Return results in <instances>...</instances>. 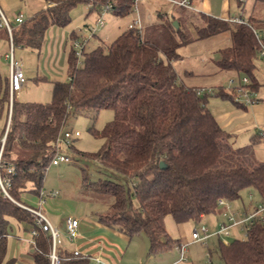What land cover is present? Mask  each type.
<instances>
[{
	"label": "trees",
	"instance_id": "obj_1",
	"mask_svg": "<svg viewBox=\"0 0 264 264\" xmlns=\"http://www.w3.org/2000/svg\"><path fill=\"white\" fill-rule=\"evenodd\" d=\"M44 1V9L21 24H11L12 40L4 26H0V37L11 40L14 47L40 50L49 28L68 26L71 11L80 4L98 14L111 6L109 12L117 17L129 16L136 6V0ZM238 1L242 7L245 0ZM255 1L264 4V0ZM204 20L205 25L196 30L197 38L229 30L232 45L222 50L219 67L248 77L254 90L264 19L250 18L247 24L235 26L212 17ZM191 38L187 29L164 19L144 30L129 28L109 46L84 51L82 65L72 45L68 79L54 82L50 103L21 102L16 93L11 95L10 82H6L0 91L1 112L8 108L2 138L8 123L9 129L1 172L5 176L4 166L15 165L9 188L13 199L24 204L27 192L40 197L46 172L57 154L55 142L73 116L112 108L114 120L102 131L91 128L95 138L104 140L102 150L82 154L97 161L104 175L98 179L85 176L82 188L110 195L113 202L102 217L104 224L129 238L145 235L149 254L179 246L180 241L166 229L168 216L178 225L197 224L223 207L219 206L221 198L232 202L245 190H254L264 202V162L255 157L254 142L234 148L229 133L207 106L209 95H199L198 88L179 79L175 68L182 59L179 48ZM218 95L234 100V93L224 89ZM16 202L0 191V264H17L7 257L12 221L25 223L29 232L37 227L32 213ZM50 246V235L40 231L32 248L35 264H50ZM219 252L223 264H264V222L252 224L244 239L229 244L220 241ZM64 264H89V260L70 257Z\"/></svg>",
	"mask_w": 264,
	"mask_h": 264
},
{
	"label": "crops",
	"instance_id": "obj_2",
	"mask_svg": "<svg viewBox=\"0 0 264 264\" xmlns=\"http://www.w3.org/2000/svg\"><path fill=\"white\" fill-rule=\"evenodd\" d=\"M22 1L24 2L25 9L24 11L20 10L13 17V22L15 23L18 15H23L24 20H27L47 6L44 0ZM238 2V0H223V8L220 12H214L219 18L208 15L213 14V0H194V9L192 10L197 11V8H203V11L208 13L203 14V25H205V16L223 21H227L229 18H235L230 17L232 6L240 11L239 17L245 20H249L250 18L264 19V8H261V10L258 9L256 13L254 12L257 3L254 2L251 13L245 17L243 13L245 12L244 5L246 0L242 7ZM86 6L88 10L79 26L72 25V27H69V24L66 27H50L40 50L14 47L11 40L0 37V91L6 82H10L11 62L9 56L13 51L15 60L23 70L27 80L30 81L24 86L22 91L16 94V98L21 102L50 103L53 95L54 82L65 80L63 78L65 70L67 71L68 79V62L73 42L87 35L88 27L96 26V22L101 15L96 12H90V6ZM0 8L7 18H9V15H12L9 5L5 0L0 4ZM105 14L103 16V24L97 28L91 41L86 45L88 47L92 45L90 50L101 45L109 46L126 32L131 24L140 21L139 19L132 18V15L117 17L111 12L110 15L105 16ZM159 17L160 20L158 22L151 23L146 27L158 24L166 19L172 22L177 21L179 27L187 29L188 17L186 14L170 16L166 13H160ZM76 29L80 30L79 34L84 32L85 35L78 37ZM218 62L217 66L219 70H222ZM176 65L175 68L177 71ZM229 74L234 77H240L232 71H229ZM37 78H46V81L38 83L35 81ZM254 82L256 88L253 91L256 94L254 95L253 93V96L257 98H252L250 104L229 99V102H223L222 107L217 109L213 106H211L212 109L209 108L208 104L207 106L220 125L229 133L230 143L234 148H245L254 142V155L259 161L264 162V139L261 136L264 130V56L261 55L256 60ZM188 87L202 88L201 86ZM231 92L232 90H229V93ZM256 196L258 198L257 202L261 203L262 198L260 195L256 193ZM254 197L255 195H251V198ZM22 202L30 207L41 208L52 225L59 229L63 240L62 252L65 256H69L73 251L79 250L89 257V264H96V258L101 260V264H208L207 260L212 259V248L216 242L222 241L225 244H229V242L220 240L218 236V241H216L217 239L213 237L215 235L211 236V239L208 238L210 240L209 242L208 240L206 243L194 242L192 239V231L196 229V223L187 222L178 225V229H175L174 234H172L175 236H172L170 231V233L168 232L173 238L180 241L179 246L156 255H151L149 254V239L145 235L129 238L119 230L106 226L102 220L105 214L101 215L96 210L72 209L69 197L63 198L59 194L56 198H47L45 203L40 205V197H34L31 193L27 192L23 194ZM68 209H71L72 212H69ZM244 209H246L245 211H250L246 207ZM69 216H74L79 219V237L75 241H69L66 235L65 220ZM202 220L208 222V225L214 229L215 223H212L215 220L210 218V215L204 216ZM31 241L30 232L26 230H24L21 236L11 235L8 240V259L13 258L18 264H35L32 256L33 245ZM199 243L202 244V247L195 248V245ZM183 244L187 245V250L182 258L179 247Z\"/></svg>",
	"mask_w": 264,
	"mask_h": 264
},
{
	"label": "rangeland",
	"instance_id": "obj_3",
	"mask_svg": "<svg viewBox=\"0 0 264 264\" xmlns=\"http://www.w3.org/2000/svg\"><path fill=\"white\" fill-rule=\"evenodd\" d=\"M3 0H0V4ZM9 5L11 16L9 15V21L14 24L13 17L20 11H24L25 5L22 0H5ZM255 0H246L244 16L247 17L251 13ZM223 8V0H213L212 9L213 14H208L203 11V8H197V11L185 10L184 8L175 6L168 0H139L137 9L130 15L132 18L139 19L140 24L137 25L140 30L160 20L159 14L166 13L170 16H178L179 14L187 15V30L192 34V40L187 44L182 45L179 48V53L182 59L176 64L177 72L179 74L180 81L186 86H201L206 89H213L214 94L209 95L208 105L209 108H220L223 102H229V99L222 98L218 95L221 89L226 91L234 90L240 87L244 77H234L229 74V71L219 70L217 62L221 59L222 50L231 45V32L229 30L221 32L217 35L198 39L196 36V30L201 27L203 22V14H208L213 17L219 18L214 12H220ZM264 8V4L257 3L255 13L258 9ZM88 8L85 4H80L71 11L72 21L69 27L72 25H80L84 20L85 14ZM8 13V11H7ZM240 11L236 7L232 6L230 17H239ZM106 15H110V12H106ZM15 19V18H14ZM105 20V19H104ZM231 25L232 24L230 23ZM78 37L85 35V33L79 34L80 30L76 29ZM89 35V33H87ZM89 36H92L91 34ZM91 41V39L89 40ZM92 48L86 46L85 51H89ZM182 61V62H181ZM83 63V55L79 57V65ZM188 72V73H187ZM63 78L67 79V71H64ZM233 81V82H232ZM25 75V81L20 89L16 90V94L22 91L24 86L29 83ZM256 94L254 91L252 92ZM250 98L256 99L253 94ZM246 101L245 98H241L240 102ZM7 110L5 107L2 112L0 109V139L4 133L7 124ZM115 113L112 108L102 109L99 113L87 112L79 113L73 116L69 121L67 129L73 132H80V137L76 138L72 145L62 146V153L72 159L71 163H61L59 165H50L46 172V177L43 185V192L49 193L51 191H58L60 197L70 199V205L72 209H83L86 211L96 210L99 214L103 215L109 212L110 206L113 202V198L110 195H101L92 191H85L82 188V182L85 176L90 179H98L104 174L100 172L101 169L97 161L89 160L82 154H96L100 152L104 145L103 139L95 138L91 133V128L98 131H102L105 126L114 120ZM114 177V176H113ZM251 195H255L251 198ZM256 192L254 190H245L241 193V198L232 202H228L230 208L227 210V214H238L244 212L246 209L253 210L258 205ZM69 210V209H68ZM69 212H72L70 209ZM224 208L220 207L215 213L209 214L210 218L215 221L214 229L208 225V222L201 220L196 224V229L200 231L202 226L209 229L210 233L216 232L224 222H228L227 218L223 215ZM214 215V216H213ZM212 216V217H211ZM167 231L174 234L175 229H178V224L171 216L165 220ZM27 226L25 223H18L12 221V235L21 236ZM169 232V233H170ZM229 236L223 235L219 237L220 240L230 242L234 239L246 237V230L241 226L230 229ZM175 236V235H172ZM217 239V236H213ZM211 239V238H210ZM210 240H208L209 242ZM218 241V239L216 240ZM217 243V244H216ZM212 248L211 260H207L208 264H223L220 258L219 243L216 242ZM196 247H202V244H196ZM18 264V263H17Z\"/></svg>",
	"mask_w": 264,
	"mask_h": 264
},
{
	"label": "built area",
	"instance_id": "obj_4",
	"mask_svg": "<svg viewBox=\"0 0 264 264\" xmlns=\"http://www.w3.org/2000/svg\"><path fill=\"white\" fill-rule=\"evenodd\" d=\"M172 2L175 6L181 7L184 9H194L193 7V1L194 0H168ZM139 0H136V6L135 10L137 9V4ZM111 9V6H107L103 12L101 13L100 17L98 18L96 22V26L94 27H88V33L89 35L91 34L92 36L96 32L97 28L100 27L103 24V16L106 12H109ZM24 22V16L23 15H18L16 17V23L21 24ZM227 22L235 24V25H242V24H247V20L243 19L242 17H235V18H229ZM140 24V21H136L135 23L130 25V28L133 27H138L137 25ZM0 26H4L7 28L11 40H12V26L3 12V10L0 8ZM85 35L82 39L75 40L73 42V47L76 50L77 56L81 57L85 51L86 45L89 42V40L92 38V36ZM261 44V51L260 55L264 56V44L260 42ZM10 57V68H11V78H10V89H11V95L13 96L14 93H16L17 89H20L23 86V83L25 81V74L21 67L19 66L18 62L15 60L14 53L13 51L11 52ZM233 82V81H232ZM250 85V80L248 77H244L242 80V84L240 87H237L236 89L232 90L234 93V99L236 102H240L241 98H245L246 101L244 103L250 104L252 102V92L253 90ZM213 89H206V88H198L197 93L201 96L204 95H211L214 94ZM12 110V102H11V108H10V113ZM10 122V119H9ZM9 129V123L7 126V131ZM2 138V147L0 150V191L3 193L4 197L9 198L10 200L16 202L13 197L9 193V188L12 183L11 176H14L16 174V168L13 163H9L5 165L4 169L6 170V175H2V154H3V149L4 145L6 142V135ZM80 132H73L70 129H65L61 135L58 137V139L55 142V146L57 149V154L55 158L52 161V165H59L61 163H71L72 159L68 157L67 155H64L62 153V146H71L72 142L80 137ZM262 138L264 139V130L261 133ZM59 192L58 191H51L49 193L41 192L40 195V205L45 203V200L47 198H56L58 197ZM19 206L23 207L24 209L28 210L29 212L32 213V215L36 219V224L37 227L32 229L30 232L32 241L31 244L34 246L35 245V238L39 235V232H45L50 235L51 237V246H50V251H49V262L50 264H64L67 259L70 257H81V258H86L88 259L89 257L87 255H84L81 253L79 250H75L72 252V254L69 256H65L62 252V247H63V240L61 237V233L58 228L54 227L46 214L42 211L41 208L39 207H30L26 204H22L19 202H16ZM219 206L225 207L223 215L224 217L227 218V223L224 222L221 227L214 233H210L209 229L202 226L200 228V231L197 229H194L192 231V239L194 242H201V243H206L208 238L211 236L215 235L218 237H221L223 235L229 236L230 234V229L234 227H239L241 226L243 229L247 230L249 227L254 224L256 221H261L264 222V202L259 203L252 211H244L238 214H227L228 208H230L228 202H226L225 199L221 198L219 200ZM65 225H66V235L69 241H75L79 237V219L74 217V216H69L65 220ZM180 253L181 257L183 258L185 255V252L187 250V245L183 244L180 247ZM96 264H101V260L96 258L95 259Z\"/></svg>",
	"mask_w": 264,
	"mask_h": 264
},
{
	"label": "water",
	"instance_id": "obj_5",
	"mask_svg": "<svg viewBox=\"0 0 264 264\" xmlns=\"http://www.w3.org/2000/svg\"><path fill=\"white\" fill-rule=\"evenodd\" d=\"M173 24H174V26H175L176 28H179V25H178V22H177V21H174ZM161 167H162V168H165V167H166V165H165L164 162L161 163Z\"/></svg>",
	"mask_w": 264,
	"mask_h": 264
}]
</instances>
